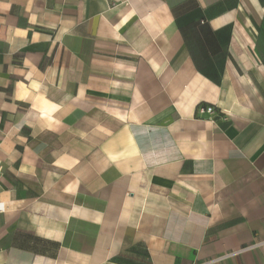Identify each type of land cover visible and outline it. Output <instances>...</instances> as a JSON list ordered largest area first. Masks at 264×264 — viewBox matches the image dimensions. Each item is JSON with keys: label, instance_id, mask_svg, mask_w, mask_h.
<instances>
[{"label": "crops", "instance_id": "1", "mask_svg": "<svg viewBox=\"0 0 264 264\" xmlns=\"http://www.w3.org/2000/svg\"><path fill=\"white\" fill-rule=\"evenodd\" d=\"M261 240L264 0H0V264Z\"/></svg>", "mask_w": 264, "mask_h": 264}, {"label": "built area", "instance_id": "2", "mask_svg": "<svg viewBox=\"0 0 264 264\" xmlns=\"http://www.w3.org/2000/svg\"><path fill=\"white\" fill-rule=\"evenodd\" d=\"M215 110V107L213 105H205V104H199L197 106V111L201 114H204V113H208V114H212ZM261 245H264V240H261V241H258L256 243H254L253 245H250L249 249H253L257 246H261ZM241 250L239 251H230V252H227V253H224L223 255H220V256H217L213 259H210L208 261H202V262H194L192 264H213V263H216V262H219V261H222V260H225L227 258H229L230 256H233L237 253H239Z\"/></svg>", "mask_w": 264, "mask_h": 264}]
</instances>
